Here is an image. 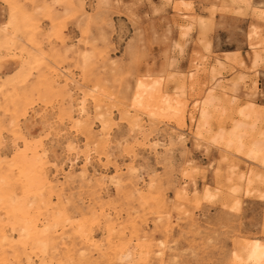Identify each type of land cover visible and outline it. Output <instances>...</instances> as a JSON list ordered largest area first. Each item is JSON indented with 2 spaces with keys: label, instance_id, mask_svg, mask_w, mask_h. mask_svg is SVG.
<instances>
[{
  "label": "rangeland",
  "instance_id": "374dc122",
  "mask_svg": "<svg viewBox=\"0 0 264 264\" xmlns=\"http://www.w3.org/2000/svg\"><path fill=\"white\" fill-rule=\"evenodd\" d=\"M212 84L229 95L201 125ZM24 140L51 185L0 186L54 223V261L248 264L264 242V0H0L3 176Z\"/></svg>",
  "mask_w": 264,
  "mask_h": 264
},
{
  "label": "bare ground",
  "instance_id": "6f19581e",
  "mask_svg": "<svg viewBox=\"0 0 264 264\" xmlns=\"http://www.w3.org/2000/svg\"><path fill=\"white\" fill-rule=\"evenodd\" d=\"M15 22V29L18 30L21 25H19V21L13 16ZM10 34H14L11 32ZM12 35L9 37L11 39ZM260 57L259 54L256 55V60ZM25 62V61H24ZM43 76V73L41 74ZM62 78L58 73L53 76L52 82H59L66 86L71 81V78L66 75ZM143 87V91L145 87ZM219 91L223 95H229L228 90L225 88L223 84H216L210 87L207 98L202 102L200 106V120L201 125L206 124L208 118L210 116V108L215 100V93ZM232 98L236 96L231 94ZM79 107L80 114L86 109L85 100L82 99L80 102H76ZM251 105H254L252 103ZM264 142L259 141L255 143V147H253L250 152L252 155L256 156L257 152L260 151ZM20 158H22V165H11L8 170L14 172V174L10 175L9 172L5 173L6 175L0 172V180L4 184L10 185L15 191V188H19L21 190L22 195L27 197L34 186L33 180L30 177L32 172L38 173L44 177L45 184L51 185V180L46 175L43 169V149H31L27 146V140H24L23 147L16 146L15 151ZM14 175V176H13ZM14 180L13 183H10V179ZM0 207L5 208V212L7 214L8 220L13 222L14 228L17 230V234L13 235L9 233L5 228V223L3 219H0V264H62L59 261H54L55 254L48 255L47 250L50 244H53L54 241V223H50V219L47 218L44 224L37 223L34 219L28 218L25 219V212L23 209V204H15L16 201L12 199H6V189L3 186H0ZM5 190V191H4ZM11 189L8 191L10 192ZM239 203V201H236ZM48 216V215H47ZM110 220V219H109ZM113 222V221H111ZM250 242V246L248 249L247 260L248 264H261L264 260V242L259 239H253ZM6 248H10L11 250H7ZM37 249L40 252H43L41 257L35 259L32 255L31 250ZM10 258H9V256ZM38 256V254H37ZM236 256L239 258L240 256L236 253ZM242 260V259H241ZM246 264V263H242Z\"/></svg>",
  "mask_w": 264,
  "mask_h": 264
}]
</instances>
